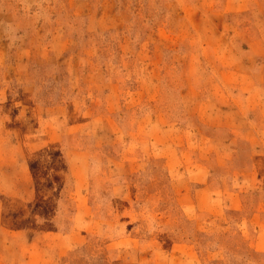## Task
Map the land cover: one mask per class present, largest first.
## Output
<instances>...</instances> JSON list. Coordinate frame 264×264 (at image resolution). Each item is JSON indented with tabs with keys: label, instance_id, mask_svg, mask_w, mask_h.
<instances>
[{
	"label": "rangeland",
	"instance_id": "1",
	"mask_svg": "<svg viewBox=\"0 0 264 264\" xmlns=\"http://www.w3.org/2000/svg\"><path fill=\"white\" fill-rule=\"evenodd\" d=\"M0 264H264V0H0Z\"/></svg>",
	"mask_w": 264,
	"mask_h": 264
}]
</instances>
